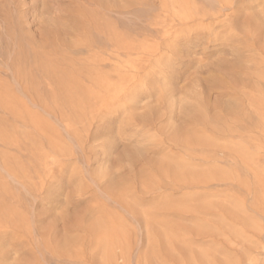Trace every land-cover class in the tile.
<instances>
[{"label": "rangeland", "instance_id": "374dc122", "mask_svg": "<svg viewBox=\"0 0 264 264\" xmlns=\"http://www.w3.org/2000/svg\"><path fill=\"white\" fill-rule=\"evenodd\" d=\"M0 264H264V0H0Z\"/></svg>", "mask_w": 264, "mask_h": 264}]
</instances>
